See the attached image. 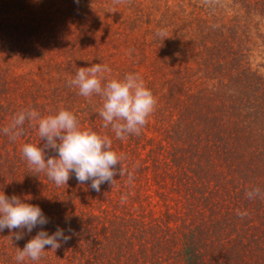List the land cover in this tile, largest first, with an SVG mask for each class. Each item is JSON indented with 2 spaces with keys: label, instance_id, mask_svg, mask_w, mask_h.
I'll list each match as a JSON object with an SVG mask.
<instances>
[{
  "label": "rangeland",
  "instance_id": "obj_1",
  "mask_svg": "<svg viewBox=\"0 0 264 264\" xmlns=\"http://www.w3.org/2000/svg\"><path fill=\"white\" fill-rule=\"evenodd\" d=\"M161 30L166 38L157 35ZM94 63L111 69L106 79L138 73L152 91L157 102L140 135L117 139L98 115L101 98L69 86L79 67ZM60 108L72 111L82 128L107 135L126 158V174L117 175L113 187L104 183L97 192L73 174L58 187L22 155L25 143L43 146L38 125L25 121L15 140L2 131L19 111L46 116ZM207 115L221 126L244 127L251 151L264 158V0H0V189L15 180L12 196L30 198L26 202L38 205L48 223L63 227L59 219L77 214L101 230L112 210L108 197L117 200L125 181L133 197L141 194L132 202L146 221L150 213L163 222L168 212L187 208L185 192L174 185L173 153L209 146ZM54 155L46 150V158ZM210 159L214 178L224 174L216 182L238 178L223 155ZM65 194L76 195L73 206L59 197ZM11 232L5 228L0 236Z\"/></svg>",
  "mask_w": 264,
  "mask_h": 264
},
{
  "label": "trees",
  "instance_id": "obj_2",
  "mask_svg": "<svg viewBox=\"0 0 264 264\" xmlns=\"http://www.w3.org/2000/svg\"><path fill=\"white\" fill-rule=\"evenodd\" d=\"M208 116L204 130L210 137L209 146H191L173 153V162L179 168L174 185L185 192L187 208L168 212L169 219L163 222L150 213L146 221L147 217L136 214L132 202L140 200L141 194L133 197L125 181L117 200L112 194L108 197L112 210L104 217L101 230L96 224L92 229L77 214L59 219L63 227L58 222L38 225L32 234L27 233L28 238L23 235L17 240L14 232L20 229L12 230L13 237L0 236V264H18L14 259L17 248L23 249L41 229L50 235L58 228L70 237L66 242L61 241L56 250L46 246L38 261L26 259L19 264H264V200L245 195L255 187L264 191V158L251 151L252 138L244 127L221 126L215 117ZM243 117L239 114V118ZM216 154L227 158L226 166L232 172L237 170L238 178L216 182L224 176L215 172L214 178L209 172L215 164L210 157ZM8 181L0 192L11 197L17 182ZM59 197H64L70 206L77 198L68 194ZM237 210L248 215L241 218ZM141 211L146 212L142 206ZM69 250L74 251V256Z\"/></svg>",
  "mask_w": 264,
  "mask_h": 264
},
{
  "label": "clouds",
  "instance_id": "obj_3",
  "mask_svg": "<svg viewBox=\"0 0 264 264\" xmlns=\"http://www.w3.org/2000/svg\"><path fill=\"white\" fill-rule=\"evenodd\" d=\"M157 35L167 37L163 30L158 31ZM110 71L107 65L101 63L79 67L68 83L86 98L93 94L101 98L98 115L103 120V127L111 126L117 139L138 136L155 109L156 98L138 73H128L122 79H106L104 74ZM25 121L38 125V134L44 144L25 143L22 146L23 158L30 168L37 173H45L58 187L67 185L74 173L81 185L91 181V189L99 192L102 184L108 183L113 187L117 175L125 176L123 161L126 158L113 150L112 139L90 128H82L72 111L60 108L52 114L41 116L35 109L22 110L2 131L9 139L15 140L22 135ZM46 150H52L57 155L46 158ZM127 177L131 183L132 173L127 172ZM245 195L248 199L264 200V191L259 187L246 191ZM28 199L17 195L9 197L0 192V232L5 228L10 231L20 229L14 232L15 239L19 240L23 238L25 229L31 233L38 225L48 223L42 209L26 202ZM237 215L244 218L248 214L237 210ZM69 238L64 235L63 229L58 228L51 235L41 229L23 249L17 248L14 259L18 264L26 259L38 261L45 253L46 246L56 250L61 246V241L66 242Z\"/></svg>",
  "mask_w": 264,
  "mask_h": 264
}]
</instances>
